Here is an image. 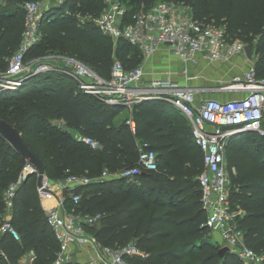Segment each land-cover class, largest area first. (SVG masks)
Listing matches in <instances>:
<instances>
[{
	"label": "trees",
	"instance_id": "obj_1",
	"mask_svg": "<svg viewBox=\"0 0 264 264\" xmlns=\"http://www.w3.org/2000/svg\"><path fill=\"white\" fill-rule=\"evenodd\" d=\"M134 1L138 8L129 9L128 15L146 10L157 0ZM168 1L186 6L195 20L210 24L204 0ZM251 1L263 8L242 27H233L229 21L214 23L224 28L227 37L234 38V30L244 38L255 55V75L264 78V0ZM105 6V0L51 4L42 11L39 39L64 36L100 47V35L105 34L92 18ZM8 17L17 23L15 27L7 25ZM23 18V7L22 27L20 14L6 13L0 7L3 35L6 39L11 31L13 34L9 39L11 49L17 48L20 41ZM40 40L25 54L33 55ZM117 42L114 51L124 67H134L127 63L142 60L137 46L123 38ZM7 61L0 59L1 70ZM112 62L107 57L106 69L97 73L107 77ZM23 80L17 89L0 92V97L11 100L0 105V118L19 130L29 149L41 159L45 173L57 178L68 173L95 178L74 189L80 194L77 203H71L66 193L64 196L69 209L82 215L99 213L96 223L85 224L86 231L97 241L110 247L132 242L142 255H129V264H250L231 251L219 256V244L210 241L211 233L203 225L196 178L203 169L202 153L193 140L190 125H181V117H186L173 104L162 98L142 99L132 104L127 117L115 121L124 107L85 93L67 71H43ZM128 118L133 121V128ZM82 137L95 140L99 146L92 147ZM140 148L155 152V169L142 170L135 180L98 177L103 170L117 173L135 164ZM224 156L230 177V203L237 211L243 242L260 254L264 263V136L248 130L235 133L225 145ZM27 163L0 134V225L5 211L3 192L19 178ZM34 174L20 178L15 189L9 222L19 239L0 231V264H26L21 258L29 249L35 252V259L29 264H50L59 249L40 204L36 174L35 180L31 179Z\"/></svg>",
	"mask_w": 264,
	"mask_h": 264
},
{
	"label": "built area",
	"instance_id": "obj_2",
	"mask_svg": "<svg viewBox=\"0 0 264 264\" xmlns=\"http://www.w3.org/2000/svg\"><path fill=\"white\" fill-rule=\"evenodd\" d=\"M56 1L57 4L64 2ZM105 2L103 10L92 18L94 24L101 33L112 39L114 45L123 38L137 46L142 63L153 55L160 44L172 51L182 63L195 61L197 53L207 61L226 62L238 54L245 56L246 44L243 41L227 37L220 25L195 20L185 10V6L157 0L146 10H137L128 15L119 0ZM44 4V0H27L23 3V30L16 50L8 59L6 67L0 71V90L17 87L29 75L59 69L67 71L85 93L96 96L104 103L122 105L129 113L132 104L142 99L162 98L169 101L189 121L193 140L202 153L203 169L196 178L204 212L203 225L210 233H216L222 245H227L243 262H261L262 256L243 242V232L236 219L237 211L230 203V177L224 156L225 145L231 135L248 130L264 136V78L255 75L253 64L233 74L228 83L220 86V89L241 93L239 97L227 100L203 98L197 103L194 102L195 88L191 85L179 84L168 77L144 80L142 63L126 68L120 60L114 59L107 77L98 75L91 67L72 56L62 57L63 62L71 67L70 70L52 66L45 61L35 63L30 69V61H25L24 54L40 38L39 25ZM127 122L133 128L130 118ZM82 140L92 147L99 146L91 138L82 137ZM27 164L22 168L19 178L3 192L5 211L0 231L9 233L14 239H19V235L9 222L10 207L20 178L33 168ZM155 168V152L140 148L135 164L117 173L103 170L98 177L121 176L135 180L142 170ZM93 179L85 174L68 173L51 183L43 175L42 185L36 187L46 222L59 245L50 264L71 261L81 264H129V255H142L132 242L118 247L101 244L85 228V224L97 222L99 213L82 215L67 207L64 193L75 204L80 194L74 189ZM49 197L51 204L45 205L44 201ZM81 252L86 256L84 260L77 257ZM34 259L35 252L29 249L23 262L29 264Z\"/></svg>",
	"mask_w": 264,
	"mask_h": 264
},
{
	"label": "rangeland",
	"instance_id": "obj_3",
	"mask_svg": "<svg viewBox=\"0 0 264 264\" xmlns=\"http://www.w3.org/2000/svg\"><path fill=\"white\" fill-rule=\"evenodd\" d=\"M112 1V0H110ZM121 4L123 5L124 9L126 12H128L129 9H137L138 6L136 5L134 0H119ZM167 3H172L168 0H162ZM206 4V9L208 11L209 15V22L210 24H215L216 23H222L226 24L227 21H229L232 26L234 27L235 25L242 27L244 23L252 16L256 15L263 7L261 4H256L252 2L251 0H204ZM25 1L22 0H0V7L5 11L6 13H11V12H16L17 14L21 15V19L19 24L22 27V7L23 3ZM45 2V8H48L51 4H57L56 0H44ZM172 4H178V3H172ZM181 5V4H179ZM184 5H182L183 7ZM44 8V9H45ZM43 9V10H44ZM185 10L189 12L188 8L185 6ZM223 14L225 15L224 17H220V15ZM8 21L7 25L11 26L12 28L17 25L16 22L11 21L10 17L7 18ZM238 28V30H239ZM22 29V28H21ZM4 24L0 23V59L2 61H6L10 58V56L14 53L16 50L15 48H10V40L13 37L12 31L9 33L8 38L5 39L3 33H4ZM234 38L240 39L241 41L244 42V38L240 36V34L237 33V31H234ZM250 35V34H249ZM40 40V39H39ZM100 47H94L91 44L81 41V40H74L70 39L64 36H58L55 38H50V39H44L40 40L39 43L37 44V47H35L34 54L33 55H24V58L26 59L25 61H30L28 68L31 69L32 65L35 63L39 62H48L52 66L57 65L61 66L65 69L70 70L71 67L67 66L65 62H63L64 56H72L75 59H78L91 67L96 73L103 72L106 69L105 66V60L108 58L112 60L114 59H119V57L115 53V45L114 42L112 41L111 38L105 36V35H100ZM118 44V42H116ZM29 49V48H28ZM132 52L137 53V50L133 47L129 48ZM129 50V51H130ZM29 54V53H28ZM253 56L255 57L254 53H252ZM142 58V57H141ZM142 63V60L139 62L137 61L136 63H127L128 66H134V65H140ZM126 65V64H125ZM124 66V65H123ZM1 71V69H0ZM97 73V74H98ZM28 73H23V75H26ZM100 75V74H98ZM28 76V75H27ZM30 76V75H29ZM101 76V75H100ZM23 77V76H22ZM26 77V76H25ZM104 77V76H102ZM24 81V80H23ZM22 81V82H23ZM21 82V84H22ZM21 84L17 85V87H10L6 88L2 91L6 90H15L17 89ZM9 101L6 98L0 97V105L4 103H9ZM14 101V100H13ZM123 113H126V109L122 108ZM182 120L181 125L182 127H187L189 126L188 121L184 118L181 117ZM191 132V129H190ZM192 134V133H191ZM28 165V164H27ZM26 166V165H25ZM28 173H31V171L28 170L24 174V177L27 176ZM52 173L50 172H43V175L46 177L47 181H50L51 183L54 182L57 177L51 175ZM90 176V175H89ZM91 177V176H90ZM35 180V174L31 178ZM48 199H51L49 197ZM210 241H215L214 235L211 233L210 234ZM217 243V241L215 242ZM219 244V243H217ZM222 243L219 244L221 246ZM256 264H264L261 262H258Z\"/></svg>",
	"mask_w": 264,
	"mask_h": 264
},
{
	"label": "crops",
	"instance_id": "obj_4",
	"mask_svg": "<svg viewBox=\"0 0 264 264\" xmlns=\"http://www.w3.org/2000/svg\"><path fill=\"white\" fill-rule=\"evenodd\" d=\"M254 59L253 54L252 58H248L246 54L245 56L244 54H238L226 62L219 60L207 61L200 53H197L195 61L182 63L172 51L160 44L153 55L142 63L144 70L143 79L168 77L170 80L176 81L179 84L191 85L195 88V103L203 98L227 100L239 97L241 93L220 89V86L228 83L233 74L240 73L254 64ZM122 110L115 116V121L121 120L129 115L127 109L125 114ZM44 204H51V199H46ZM213 235L215 238L213 242L215 243L217 241L220 244L219 236L216 233ZM77 257L84 260L86 256L81 252L78 253ZM23 260L24 258H21V261Z\"/></svg>",
	"mask_w": 264,
	"mask_h": 264
},
{
	"label": "water",
	"instance_id": "obj_5",
	"mask_svg": "<svg viewBox=\"0 0 264 264\" xmlns=\"http://www.w3.org/2000/svg\"><path fill=\"white\" fill-rule=\"evenodd\" d=\"M244 52L248 58H252L251 50L247 45H245L244 47ZM0 134L18 153L24 156L28 164L33 167L31 172H34L36 174V186L40 187L42 185L44 172L41 159L32 150L29 149V147L24 142L19 130L11 123L2 118H0ZM229 251L230 249L227 245H221L217 249V253L219 254V256Z\"/></svg>",
	"mask_w": 264,
	"mask_h": 264
}]
</instances>
